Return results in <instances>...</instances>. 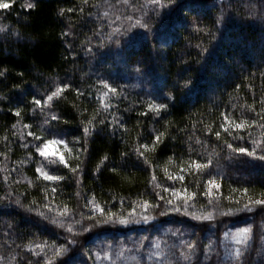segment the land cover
Listing matches in <instances>:
<instances>
[{
	"label": "trees",
	"instance_id": "obj_1",
	"mask_svg": "<svg viewBox=\"0 0 264 264\" xmlns=\"http://www.w3.org/2000/svg\"><path fill=\"white\" fill-rule=\"evenodd\" d=\"M0 264H264V0H0Z\"/></svg>",
	"mask_w": 264,
	"mask_h": 264
},
{
	"label": "rangeland",
	"instance_id": "obj_2",
	"mask_svg": "<svg viewBox=\"0 0 264 264\" xmlns=\"http://www.w3.org/2000/svg\"><path fill=\"white\" fill-rule=\"evenodd\" d=\"M91 73L95 75L98 83L106 92L109 89L111 90V88H114V92L119 89L143 91L154 99H156L155 96L159 94H157L155 90L156 80L154 75L137 63L131 68H128L125 72L117 73L110 65L96 61ZM60 87L61 84L56 82L53 85V89L40 93V97L36 99L38 108L44 113L42 129L45 130L48 135L46 137L47 140L42 142L39 148L41 156L40 161L45 168H48L49 164L54 162L55 158L61 157V146L65 147L66 145V133L48 126V119L55 117V113H53L51 109V102ZM39 140L40 139L36 140L37 143H39Z\"/></svg>",
	"mask_w": 264,
	"mask_h": 264
}]
</instances>
